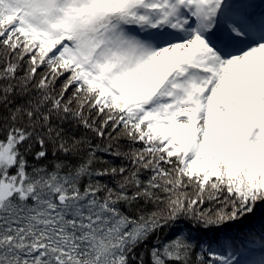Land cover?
I'll list each match as a JSON object with an SVG mask.
<instances>
[{
  "label": "trees",
  "instance_id": "obj_1",
  "mask_svg": "<svg viewBox=\"0 0 264 264\" xmlns=\"http://www.w3.org/2000/svg\"><path fill=\"white\" fill-rule=\"evenodd\" d=\"M7 9L0 7V146L10 143L7 174L21 179L0 198V264H264V187L244 174L253 154L263 158L264 141L245 153L254 136L247 121L235 130L244 160L230 167L243 176L212 161L231 128L221 122L217 151L200 156L218 174L190 172L189 146L170 152L160 136L146 137L148 118L130 115L124 96H103L62 55L73 35L37 53ZM256 89L240 78L239 91L252 99Z\"/></svg>",
  "mask_w": 264,
  "mask_h": 264
},
{
  "label": "rangeland",
  "instance_id": "obj_2",
  "mask_svg": "<svg viewBox=\"0 0 264 264\" xmlns=\"http://www.w3.org/2000/svg\"><path fill=\"white\" fill-rule=\"evenodd\" d=\"M243 4L251 12L249 19L242 16ZM0 7L15 13L21 30L36 40L37 53L47 56L55 40L73 35L74 43L64 45L62 55L89 72L103 96H124L130 115L148 118L146 137L160 136L170 152L189 146L195 158L188 171L198 167L207 168L206 177L218 174L212 164L218 160L231 177L247 173L246 180H260L259 188L264 187L260 152L253 154L244 174L230 169L244 160L237 152V127L247 121L248 134L252 127L253 134L259 130L264 135V95L255 103L236 88L238 74L256 78L264 71V33L260 40L249 36L252 16L264 17V0H0ZM128 26L144 29V37L127 33ZM216 35L227 41L223 48L214 41ZM35 60L29 56L28 62ZM203 84L207 89L201 95ZM248 88L246 81L244 90ZM218 111L224 128L231 127L223 134L229 139L219 149L220 159L205 161L201 154L217 151L222 137ZM258 139L246 146L247 155L261 143ZM13 158L10 143L1 145L0 198L19 187L20 174H7Z\"/></svg>",
  "mask_w": 264,
  "mask_h": 264
}]
</instances>
